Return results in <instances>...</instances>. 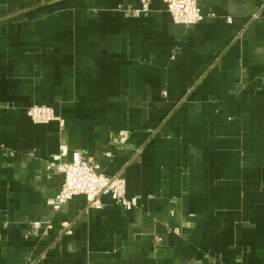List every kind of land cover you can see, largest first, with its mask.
Segmentation results:
<instances>
[{
    "label": "crops",
    "instance_id": "obj_1",
    "mask_svg": "<svg viewBox=\"0 0 264 264\" xmlns=\"http://www.w3.org/2000/svg\"><path fill=\"white\" fill-rule=\"evenodd\" d=\"M141 4L0 0V264H264V0ZM62 150L136 207L55 209Z\"/></svg>",
    "mask_w": 264,
    "mask_h": 264
},
{
    "label": "built area",
    "instance_id": "obj_2",
    "mask_svg": "<svg viewBox=\"0 0 264 264\" xmlns=\"http://www.w3.org/2000/svg\"><path fill=\"white\" fill-rule=\"evenodd\" d=\"M149 1L141 0V7L134 10V14L145 12ZM160 1L166 6V10L175 24L194 25L203 18L197 0ZM26 113L33 123L43 124L56 119L52 109L44 106H31ZM127 137V132H120L112 144L118 147L127 140ZM63 152L62 150L60 155L54 156L47 165V169H56L63 176L62 185L54 198L55 209H59L66 201L77 195L86 197L88 208L100 209L102 207L101 199L106 196H110L125 210L136 207V199L125 196V182L120 175L106 176L100 173L99 165L92 157H82L78 153H73L68 162H62L60 158ZM106 156L110 157V153H107ZM35 226L37 225L35 224ZM65 226L67 227V225Z\"/></svg>",
    "mask_w": 264,
    "mask_h": 264
}]
</instances>
